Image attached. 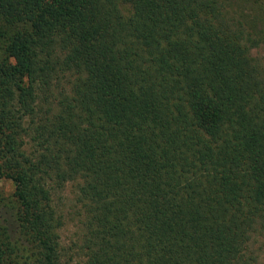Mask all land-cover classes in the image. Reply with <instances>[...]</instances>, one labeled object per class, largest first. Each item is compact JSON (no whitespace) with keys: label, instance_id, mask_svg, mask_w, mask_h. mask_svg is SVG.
I'll return each instance as SVG.
<instances>
[{"label":"trees","instance_id":"obj_1","mask_svg":"<svg viewBox=\"0 0 264 264\" xmlns=\"http://www.w3.org/2000/svg\"><path fill=\"white\" fill-rule=\"evenodd\" d=\"M247 25L224 0H0V264H261Z\"/></svg>","mask_w":264,"mask_h":264},{"label":"rangeland","instance_id":"obj_2","mask_svg":"<svg viewBox=\"0 0 264 264\" xmlns=\"http://www.w3.org/2000/svg\"><path fill=\"white\" fill-rule=\"evenodd\" d=\"M226 9L233 19L245 21L251 30L257 32L260 28H264V0H224ZM122 10L125 14H128L130 8L126 5H122ZM251 56L257 64L264 69V47L260 46L251 50ZM14 191V185L12 182L4 179H0V193L5 196H9ZM70 188L67 187L62 192V204L59 206L60 213L64 219V227L60 230V237L64 245H70V241L74 239V235L77 232V221L73 220V217L69 214L73 202L71 198ZM261 244V243H260ZM261 264H264V247L262 249ZM77 258V262H82L83 259Z\"/></svg>","mask_w":264,"mask_h":264}]
</instances>
